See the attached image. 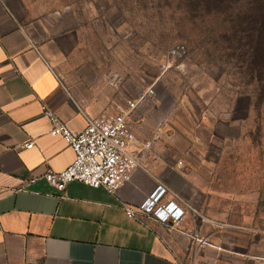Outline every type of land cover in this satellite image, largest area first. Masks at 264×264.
I'll list each match as a JSON object with an SVG mask.
<instances>
[{
    "label": "crops",
    "instance_id": "obj_1",
    "mask_svg": "<svg viewBox=\"0 0 264 264\" xmlns=\"http://www.w3.org/2000/svg\"><path fill=\"white\" fill-rule=\"evenodd\" d=\"M124 81L122 70L93 50L74 13L44 11L38 0H0V264H258L261 141L252 142L243 126L237 159L229 112L201 111L194 132L188 112L140 101L146 88L139 91L137 75L134 90ZM137 101L130 129L141 168L129 184L109 194L71 182L60 193L45 182L46 170L63 171L74 154L50 135L44 109L80 133L86 118ZM30 141L34 147L23 149ZM30 177L38 180L17 191ZM158 186L166 189L161 204L185 211L178 228L126 215Z\"/></svg>",
    "mask_w": 264,
    "mask_h": 264
},
{
    "label": "rangeland",
    "instance_id": "obj_2",
    "mask_svg": "<svg viewBox=\"0 0 264 264\" xmlns=\"http://www.w3.org/2000/svg\"><path fill=\"white\" fill-rule=\"evenodd\" d=\"M246 4L247 0H226L222 5L215 0H38L44 11L74 13L76 23L90 33L93 50L122 70L128 89L136 88L130 79L137 75L139 91L152 88L156 108L193 116L194 132L201 111L229 112L235 121L232 132L240 141L235 152L240 160L243 126L251 141L260 140L264 149V82L251 73L245 23L236 16ZM177 45L186 48L185 59L178 69L160 73L159 65ZM246 112L250 117L243 125Z\"/></svg>",
    "mask_w": 264,
    "mask_h": 264
},
{
    "label": "built area",
    "instance_id": "obj_3",
    "mask_svg": "<svg viewBox=\"0 0 264 264\" xmlns=\"http://www.w3.org/2000/svg\"><path fill=\"white\" fill-rule=\"evenodd\" d=\"M186 55L187 50L183 45L173 47L168 51L165 62L159 65V72L165 73L174 67L178 69ZM151 96L153 90L148 87L139 100ZM138 101L129 103L127 110H119L113 115L86 118V127L80 133L71 132L51 111L44 109V116L51 124L50 135L61 137L74 154L73 162L63 171L57 173L46 170L43 175L45 182L60 193L71 182H79L93 189H103L109 194H114L129 184L134 172L141 168L136 157V138L130 129V115L136 109ZM33 147V141L22 146L25 150ZM37 180L36 177H30L17 191H23ZM165 193L166 189L158 186L137 209L127 208L126 215L129 218L151 215L160 223H171L172 228H178L185 211L175 202L161 204ZM257 262L264 264V258Z\"/></svg>",
    "mask_w": 264,
    "mask_h": 264
},
{
    "label": "trees",
    "instance_id": "obj_4",
    "mask_svg": "<svg viewBox=\"0 0 264 264\" xmlns=\"http://www.w3.org/2000/svg\"><path fill=\"white\" fill-rule=\"evenodd\" d=\"M215 2L222 5L226 0ZM236 16L245 23L243 31L245 46L250 55L251 73H256L259 81L264 82V0H247L246 7L238 11ZM261 98L264 99V87L261 90Z\"/></svg>",
    "mask_w": 264,
    "mask_h": 264
}]
</instances>
